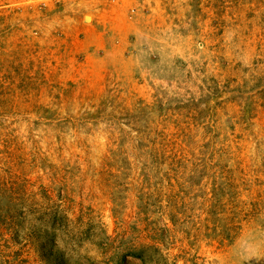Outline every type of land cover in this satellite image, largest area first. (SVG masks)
Returning <instances> with one entry per match:
<instances>
[{"label":"rangeland","instance_id":"374dc122","mask_svg":"<svg viewBox=\"0 0 264 264\" xmlns=\"http://www.w3.org/2000/svg\"><path fill=\"white\" fill-rule=\"evenodd\" d=\"M0 264H264V0H0Z\"/></svg>","mask_w":264,"mask_h":264}]
</instances>
